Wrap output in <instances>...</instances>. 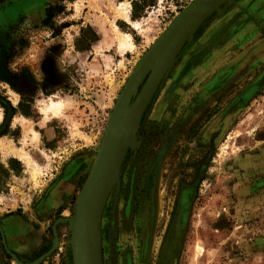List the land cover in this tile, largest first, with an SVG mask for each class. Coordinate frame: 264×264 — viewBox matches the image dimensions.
<instances>
[{
    "label": "rangeland",
    "instance_id": "374dc122",
    "mask_svg": "<svg viewBox=\"0 0 264 264\" xmlns=\"http://www.w3.org/2000/svg\"><path fill=\"white\" fill-rule=\"evenodd\" d=\"M194 1L0 0V264H75V217L127 79ZM51 100L59 115L43 112ZM14 217L38 233L34 252L8 243ZM95 257L264 264V0H223L181 45L111 180Z\"/></svg>",
    "mask_w": 264,
    "mask_h": 264
},
{
    "label": "water",
    "instance_id": "95a60500",
    "mask_svg": "<svg viewBox=\"0 0 264 264\" xmlns=\"http://www.w3.org/2000/svg\"><path fill=\"white\" fill-rule=\"evenodd\" d=\"M222 1L195 0L192 2L155 41L128 79L117 111L109 125L103 148L98 160L96 159L86 189V198L79 205L75 217L73 244L75 264H97L94 251L99 247L102 213L111 183L109 179L113 172L115 175L121 165L135 129L159 85L173 65L181 45L194 34L205 18ZM148 73V79L136 95L142 79ZM92 222L94 224L93 252L90 242Z\"/></svg>",
    "mask_w": 264,
    "mask_h": 264
},
{
    "label": "crops",
    "instance_id": "0c3cea01",
    "mask_svg": "<svg viewBox=\"0 0 264 264\" xmlns=\"http://www.w3.org/2000/svg\"><path fill=\"white\" fill-rule=\"evenodd\" d=\"M43 206V211L50 210V206ZM11 219H13L14 222L17 224V229L13 228V226L11 227ZM4 228L8 240L10 242L11 248L14 249L16 252L20 254H29L31 252H34L40 246L41 242L38 233H32V231L25 227V225H23V223L16 217L6 220ZM25 232L26 234H28V237L27 235H25Z\"/></svg>",
    "mask_w": 264,
    "mask_h": 264
},
{
    "label": "bare ground",
    "instance_id": "6f19581e",
    "mask_svg": "<svg viewBox=\"0 0 264 264\" xmlns=\"http://www.w3.org/2000/svg\"><path fill=\"white\" fill-rule=\"evenodd\" d=\"M121 8H119V15L122 16L125 20L129 21V15H128V10L126 7L120 5ZM132 25L135 27V28H138L139 27V24L138 23H135V22H132ZM118 36V40L120 42V46L124 47H129V48H132L133 47V44L131 43L130 41V36L127 35V34H121L120 32H118L117 34ZM128 80V79H127ZM125 86V85H124ZM250 95L247 94L246 95V98H248ZM65 106V101L61 100V101H53L51 100L49 102V104L43 109V112L46 114V113H53L54 115H59L61 110L63 109V107ZM1 118V117H0ZM2 143V142H1ZM3 147V146H2ZM5 148V147H3ZM114 177V172L113 174L111 175L110 179H109V182H111L112 178ZM109 182H108V185H109ZM108 188V186H107ZM94 224L93 222L91 223V230H90V242H91V248H92V252H93V247H92V241H93V230H94ZM162 244V242H161ZM201 250V248H200ZM199 250V253L202 251ZM95 252V251H94ZM94 258V257H93ZM96 264V263H95Z\"/></svg>",
    "mask_w": 264,
    "mask_h": 264
},
{
    "label": "flooded vegetation",
    "instance_id": "af4514ba",
    "mask_svg": "<svg viewBox=\"0 0 264 264\" xmlns=\"http://www.w3.org/2000/svg\"><path fill=\"white\" fill-rule=\"evenodd\" d=\"M189 198H191V193H189L188 195L186 194V196L184 197V201L188 200ZM8 219H10V218H8ZM8 219H7V220H8ZM5 221H6V220H5ZM10 223H11V227L13 226V228H16V229H17V224L14 222L13 219L10 220ZM4 226H5V223H4ZM3 228H4V227H3ZM4 231H5V228H4ZM5 234H6V232H5ZM25 235H27V237H28V234H26V232H25ZM6 238H7V240H8L7 235H6ZM8 243L10 244L9 240H8ZM10 246H11V245H10ZM13 250H14V249H13Z\"/></svg>",
    "mask_w": 264,
    "mask_h": 264
}]
</instances>
